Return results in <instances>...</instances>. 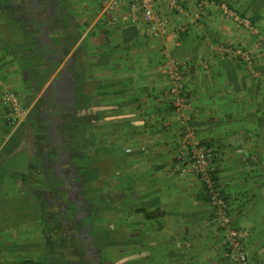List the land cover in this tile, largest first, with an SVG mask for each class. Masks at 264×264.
Instances as JSON below:
<instances>
[{
	"label": "crops",
	"instance_id": "obj_1",
	"mask_svg": "<svg viewBox=\"0 0 264 264\" xmlns=\"http://www.w3.org/2000/svg\"><path fill=\"white\" fill-rule=\"evenodd\" d=\"M59 1L61 4L54 3L60 11L61 28L57 32L56 24L50 17L39 20L41 16L37 11L38 0H0V42L4 44V49L0 47V80L4 87L12 92H19L25 101H31L33 105L32 114L24 124V136H21L19 145L10 153L16 160L21 155L20 145L26 142L23 148L28 160L23 166L14 162L9 169L15 172L13 178L23 175L31 185L39 188V193L31 192L26 197L21 195L30 206L33 204L29 208L33 210L30 217L32 221L24 223L22 227L25 230H6L0 225V234H19L17 245L22 247V254L34 251L36 244L44 243L43 240L41 242V217L48 207V198L41 197L43 193L40 189L45 191V188L44 185L40 186V180L46 179L51 163L42 165L41 152L35 163H32V156L37 147L36 127L41 129L39 143L50 137L48 132L53 125L49 123L45 113L51 110V102L56 101L53 98L58 93L70 98L63 109L74 110V116H78L81 143L84 145V139H96L92 145L95 151L89 150L86 147L88 142L84 140L85 146L80 145V155L88 152H95L96 155L111 154L109 158L86 165L85 169H96L97 173L92 182L91 179L87 180L82 187L85 195L92 185L102 187L109 177L121 174L115 169L118 162L124 160L120 165L133 173L128 175L130 179L127 182L129 189L126 197L135 204L143 203L142 207L148 211L157 212L156 218L149 223L151 228L155 227V231L160 229L165 233H181L185 227L198 223L194 219L208 217L207 208L199 205L201 201L198 200V193L193 191L195 187H190L193 182L188 184L190 176L177 174L172 170L175 161L176 124L173 125L175 116L169 110L170 94L167 90L171 83L163 72L167 61L164 48H168L173 58L188 63L183 90L192 105L203 139L214 137L212 126L223 120L234 125L228 127L229 131L223 137H238L242 131L245 135H254L258 139L259 122L264 129V111L259 114V105L264 107V96L259 99L261 87L264 92V49L260 52L257 49L252 66L237 61L222 50L228 44L256 49L257 37L250 36L244 27L225 17L213 4H208L200 11L195 0H180L185 9L182 14L172 11L165 1L156 5L169 18L171 35L166 40L149 36L142 18L135 22L124 19V7L116 14L108 15L104 27L100 29L101 26L96 25L95 21L103 0ZM236 2L237 5L230 6L239 12L251 10L253 12L250 14L257 15L259 5L251 7L239 5L241 0ZM255 20L259 24V16ZM13 27L20 34L16 40L8 37ZM11 40L14 43L10 45ZM39 41L57 42L53 53L58 46H63L66 50L63 51L61 60H56V56L46 60L45 56L38 55L37 59L42 64V71L38 73L43 77L41 76L40 86H36L34 81L31 84L24 83V72L14 61L18 60V52L22 48L28 49V53L34 49L39 50ZM28 53L24 52L23 57ZM53 58L56 61L52 62ZM30 74L34 78L31 71ZM169 123L171 126H167ZM236 124L239 126H235ZM76 131L77 129H72V136ZM118 137L131 141L128 146L131 145L133 154L128 161L126 157L119 155L117 147L118 151L113 148ZM70 143L75 144L74 141ZM1 149L2 147L0 153ZM62 174L72 181V175ZM51 176L48 177L50 182L55 180V175ZM85 176L89 178L88 174ZM191 180L195 179L191 177ZM31 185L28 187L31 188ZM118 202L121 200L118 199ZM254 209L259 212L258 208ZM254 220L252 224L247 220L241 221L248 225L252 231L251 236L257 237V242L259 228L257 220ZM251 221L253 220L250 219L249 222ZM27 235H32L33 238H21ZM250 238L253 242L254 237ZM7 245V242L0 243V248ZM254 247L253 264H259V243H255ZM25 260L28 264L36 263L33 256L16 262L24 264ZM46 264H55V261L48 259Z\"/></svg>",
	"mask_w": 264,
	"mask_h": 264
},
{
	"label": "rangeland",
	"instance_id": "obj_2",
	"mask_svg": "<svg viewBox=\"0 0 264 264\" xmlns=\"http://www.w3.org/2000/svg\"><path fill=\"white\" fill-rule=\"evenodd\" d=\"M200 1L202 0H195L194 2L196 3V5H198ZM222 1L230 5H237V2H239H236V0H219L215 3L217 4ZM55 2L60 3L59 0H48V3L54 6L57 5L54 4ZM239 5H251V7L259 5V10L257 12V15L259 16V24L255 20V17L258 16L255 15V13H253V15L250 14V12L253 11L249 10L248 12H240L242 15L251 19L254 25L259 30V36H257V40L260 37L259 46H256V49H251L254 52L255 60L257 49H259V52L260 50L264 49V0H241V3ZM55 8L57 7L55 6ZM100 8L98 10V13L100 11ZM92 21H89V23H91ZM95 23L96 25H100L101 29L102 27H104L105 21L96 17ZM9 32L10 33L8 37H12L11 39L13 40H16L20 37V34L14 29V27ZM247 33L250 36H254L248 30ZM42 43L45 44V42ZM52 44H54L55 47L57 45V42H52ZM2 45H4L3 42H0V47L4 49ZM59 45H61V42L59 43ZM33 47L36 48L37 46ZM40 48L43 47L40 46ZM244 48L250 50L249 47ZM55 49L56 51L57 49H62L61 54L66 50V48H63V46H58V48L56 47ZM165 49L168 50L167 47L164 48V51ZM28 51L29 50L26 48L20 49V51L18 52V60L14 61V64L17 67L21 68V70L24 72L22 74L24 75V83L31 84L34 81V84H36V86H40V82L42 81L43 76H39L40 73L38 72L42 71V64L39 61V58L37 59V57L38 55H43V53H41L38 49H34L29 53ZM24 52L28 53L27 55H25L26 58L23 57ZM177 59L179 60V58ZM254 62L255 61H253V63L249 66H252ZM185 65L187 66L188 63H186ZM30 71L34 75V78L30 74ZM259 80H261L260 75ZM167 91L168 94H170L168 96L169 101L173 105V97L171 93H169V90ZM8 94L14 95L17 98L18 104H14L13 102L7 100L6 95ZM263 96L264 92L262 91L261 87L259 90V99H261V97ZM170 102L168 103L170 104ZM31 104L32 102L25 101L22 94H20L19 92H12L11 90L4 87V83L1 81L0 147H2L3 151L1 149L0 153V196L4 197H0V225L6 230L16 229L20 232L25 230V228L22 227L25 222L32 221L30 217L31 215H33V210H29V208H31L33 204L30 206L25 201V199H22L21 197V195L26 197L32 192V189L28 187L31 185V183L30 181H28L29 179L25 178V176L23 177V175H21V177L19 178H13L15 173L14 170L6 169L5 171V167L11 166L12 164H14V162H17L19 164L18 166L24 165V160L25 157H27V152H24L23 146L26 144V142L20 145L21 147L19 149L21 151V155H19L16 160H14L15 156H13V154L11 155L10 153L12 152L11 150L16 145L18 146L20 141L22 140L19 137L18 132L21 131L22 127H24V124L27 123V118L32 114L33 105ZM173 107L174 109L170 110V113L173 112L172 114L175 116V122L173 125L176 124L174 127V133L176 134V145L174 156L175 161L173 163L172 170L178 174L179 172H176L174 170V165L176 164V157L180 149V141L183 138L184 129L182 128L183 123L181 122L179 115L175 112V106L173 105ZM261 111H264V107L259 105V114H261ZM189 121L190 127L192 126L194 129L196 139L200 141V144L202 146H205L207 149H209V173L211 175L212 173H218L219 182L216 183V188L221 192V194L224 191L225 194L228 195V201H225L227 204L228 214L232 219V223L240 229L245 230L249 233V237L246 240V245L252 262L254 261L252 258L255 257L253 248H255V243L258 242L259 261L261 262L259 264H264V129L261 128L262 123L259 122V138L257 139L256 136L252 135V137H249L244 134L245 132L242 131L240 132L241 136L238 137H230L228 135L226 137H223L222 135H224L226 131H229L228 127L233 125L232 122H227L224 120L217 123L215 122V124L212 126V130L214 131L213 134L215 136L208 139L212 140L214 144L211 146H207L202 142L203 140L206 141L207 139H203L201 132H199L198 130L199 126H197V118L195 116L194 110L192 109V105ZM74 123L75 125L73 128L77 129L78 132V116L75 117ZM170 123L167 124V126H171ZM235 126H239V124H236ZM47 128L48 127H46V129ZM40 130L41 129H37L38 135L37 137H35L37 140V148L41 144L39 143V139L41 138L39 134ZM47 130L49 131V129ZM12 140L13 142H11ZM129 142L131 141L128 139L126 140L124 138L118 137L115 140V147H113L115 150L117 148L119 149V155H121L122 157H126V161H128L130 156L133 154L131 145L128 146ZM126 148H130L131 150L127 152ZM25 150H28L27 147H25ZM91 153H94V155L96 154L95 152ZM33 161L34 159H32V162ZM123 161L124 160H122V162ZM121 163L119 161L116 165L117 169H115L117 170V172L120 171L121 174L116 175L117 177H109V179L106 180L105 184L101 187L99 194L104 195L107 198H109L110 195L114 198H119L121 196H124L123 194H127V189H129L127 182L130 179L128 175H130L131 171H129L125 166L123 167L122 165H120ZM4 171L5 173L3 176ZM131 174L133 175V173ZM180 174L182 175V173ZM183 175H186L188 177L190 176V181L188 184H192L190 182H193L190 187H195L193 191L198 193V200L201 201L199 205H201V207L203 208H207L206 210L208 211L209 215L208 217L203 218L202 216L200 218L194 219V222L198 221V223L192 226L189 225L188 227H185L181 231V233L179 231L165 233L163 231L161 232L160 229L155 231V227L151 228L149 225V223L153 219L146 218L143 213L138 211L139 208H142L143 203L139 202L138 204H135V202H132L128 197L122 199L124 203L127 202L126 204H123L118 201L113 203V201L110 199H108L107 202L105 201L106 198L99 199L93 197V199H91L90 196L85 195L78 200V196H75V194L73 198H69V201L68 199H66L67 197L64 196L63 202L61 203L62 210L58 213V218L55 214L58 211L50 209L51 203H49L47 199L48 207L43 215V219H41V228L44 229L47 234L43 236L41 232V242L43 240V242H46V244H48V247H45V249H49V251L51 250L49 246L55 245V248L51 250L50 254L48 253L49 259H53L54 261H56V264H60L61 260L59 257H64V261L69 258V254L64 252L71 251L72 246L70 244L73 241V237L70 234H68L67 236H65V234H61V221L66 215L75 216V214H77V217L79 218L78 221L81 223L80 227L87 229L91 234H93L92 230H94L95 232L97 231L96 236H94L99 248H101L103 261H105V259L120 260L124 256L132 257L134 254H138L137 251L143 249V244L146 243L155 245H157L158 243H163L164 248H168V244L173 243L174 250L168 257L166 264H232L229 260L224 258L223 231L215 218L216 208L212 203L211 198L209 200L204 199L203 195H206L207 192L201 175L196 172L189 171L188 169L187 172ZM191 177H193L195 180H191ZM217 184H219V186ZM37 187L38 186H36V188ZM34 189L35 187L33 188V192ZM35 192L39 193L37 189L35 190ZM80 193L82 192H79L77 194ZM258 197L259 199H257ZM76 200L78 201L76 202ZM27 204L29 207H27ZM254 208H258L259 212ZM64 209L68 210L67 213L66 211H64ZM22 211H24V213H21ZM213 212L215 213L214 216H212ZM245 212L247 214H245ZM248 218L252 219L253 221L249 222L250 219ZM254 219L257 220L256 222L259 228V241L257 242H255L257 240V237L251 236L252 231L249 229L248 225H244L245 223L243 224L241 221L247 220L248 223L252 224V222H255ZM95 223L102 224L103 227L107 226L106 224L108 223H112L114 225V228H116L118 231L117 233L116 229H114V232L117 233L115 234L114 238L123 239L124 241L117 244H112L109 241L103 242V236L102 234H100V230L102 228H92L93 224ZM103 230L105 231V229ZM55 231H57L59 234H56ZM135 231H137V233ZM254 233L256 232H253V234ZM18 237L19 234L16 233L0 234V243L4 244V242H7L9 245L0 248V260L2 261L0 263L13 264L15 261L22 260V258H31V256H33L36 261H40L41 259H43V257L40 258L39 255V252L43 251L42 249H44V247H42V244H36V249L34 251H28L22 254V247H18L17 245V242L20 240V238ZM27 237L29 239L33 238L32 235L21 236L22 239ZM250 237H254L252 238L254 240L253 242L250 240ZM60 239H63V241H70V246L67 245L69 248L65 249L66 244L59 245L58 243ZM155 245L153 247H157ZM53 255L56 257H53ZM136 257L138 258V255L134 258ZM64 261L63 263H65ZM144 264H162V261H160L158 257H156V259L154 258L145 260Z\"/></svg>",
	"mask_w": 264,
	"mask_h": 264
},
{
	"label": "built area",
	"instance_id": "obj_3",
	"mask_svg": "<svg viewBox=\"0 0 264 264\" xmlns=\"http://www.w3.org/2000/svg\"><path fill=\"white\" fill-rule=\"evenodd\" d=\"M163 1L166 2L172 11L181 14L185 12L180 0H103L98 13V19L105 21L108 15L112 16L124 7V19L135 22L142 18L146 24L149 36L166 40L171 35L169 18L156 7V5ZM208 4H213L212 6L221 11L225 17L232 19L238 25L248 30L252 35L256 37L259 36V30L252 20L242 15L236 9L228 5V3L222 1L216 4L215 1L202 0L198 3L197 7L201 11L205 9ZM174 34L175 36L178 35L176 33ZM259 38L257 40V46H259ZM222 50L225 54L231 55L237 61L247 65H251L254 61V52L240 45H224ZM164 53L167 56V61L164 64L163 72L171 82L169 93H171L173 97L175 112L179 115L183 123L182 128L184 129L174 170L184 174L188 169L189 171L201 175L206 185V192L216 208L215 218L223 231L224 257L232 264H253L246 245L249 233L233 225L232 219L227 211L226 201L222 197L221 192L216 188V182L209 173V149L200 144V141L196 139L193 127H190L191 105L186 99L183 90V80L188 70L187 66L177 58L170 56L168 50L165 49ZM6 99L14 104H18L17 98L12 94L6 95ZM130 150V148H126L127 152Z\"/></svg>",
	"mask_w": 264,
	"mask_h": 264
},
{
	"label": "flooded vegetation",
	"instance_id": "obj_4",
	"mask_svg": "<svg viewBox=\"0 0 264 264\" xmlns=\"http://www.w3.org/2000/svg\"><path fill=\"white\" fill-rule=\"evenodd\" d=\"M38 1L39 4L37 5V11L39 17L41 16L39 20H44L45 18L50 17V20L52 19V21L55 22V26L57 27L56 30L58 32L59 28H61V23L59 24L60 11L57 8H53L54 5L49 4L48 0ZM42 42L43 41H39V44L41 45V47H43L39 48V51L43 53L42 56H45L44 58H46V60L47 58L51 59V57L55 58V56L56 60L61 58L62 49L57 50L55 53H53L52 51L54 44L48 41H44L45 44ZM54 58L52 59V62L56 61L54 60ZM53 99L56 101H54L53 103L51 102V110L45 113V117L49 120V123H52L53 128L48 132L50 134V137L48 139H43L41 145L38 148H34L35 152L32 156V159H34V161L32 163L38 161L37 158L39 157L40 152L42 153L40 156V161H42V165L49 164L48 162L51 163L50 171L46 173V179L44 181L40 180V182H42L40 186L44 185L45 191H43L42 189L40 190L43 193V195L41 196L42 198L49 197L48 201L49 203H51L50 207L53 205L54 207L52 206L51 209H53L54 211H58L55 213L57 215L56 217L58 218V213L62 210L61 203L63 202L64 196H66V199L69 200V198H73L75 194V196H78L79 200L85 195L83 193L85 191L82 190V187L85 185L87 177L85 175L83 176L82 174L77 176V174L75 173L76 169L74 168L72 163L73 157L71 156V153L72 155H74V158L78 154L76 153V150L72 148L74 143L71 144L69 142L73 141V136L71 134L73 128L71 127L72 124H75L74 120L77 116H74V110L66 111L63 108H60V106L56 107V105H61L70 102V98L68 97V95L58 93V95ZM36 129L38 128L36 127ZM63 143H66V146H64ZM61 149H64V152H62ZM63 159H68L69 162L67 163ZM63 172L66 176L72 175L71 182L69 181V179L65 178V176L62 174ZM51 175H55V180H53L52 182H50L48 179V177H52ZM61 175L63 176L61 177ZM34 187L36 186L31 185L32 192ZM36 189L38 190L39 188L34 189V194H36ZM79 192L82 193L77 194ZM93 197L94 196H90L91 199H93ZM78 200H76V202ZM64 211H66L67 213L68 210L64 209ZM77 216V214H75V216L66 215L61 221V234H65V236L70 234L73 237V241L70 244V241H63V239L59 240V245L66 244L65 249L69 248L68 246L70 245L72 246L71 251L64 252L69 254V258L66 261H64V257H59L61 260L60 264H102L103 254L101 252V248H99L96 242L95 236L88 232L87 229L80 227L81 223L78 221L79 218ZM42 230V234L43 236H45L47 233L44 229ZM55 232L56 234H59L57 231ZM49 248L52 250L55 248V245L49 246ZM53 257L56 256L53 255ZM63 261L65 263H63Z\"/></svg>",
	"mask_w": 264,
	"mask_h": 264
},
{
	"label": "trees",
	"instance_id": "obj_5",
	"mask_svg": "<svg viewBox=\"0 0 264 264\" xmlns=\"http://www.w3.org/2000/svg\"><path fill=\"white\" fill-rule=\"evenodd\" d=\"M228 5H230V4H228ZM12 43H14V42L11 40V42L9 44L11 45ZM170 86H171V84H170ZM84 97H85V95L83 96V98ZM79 104L80 103H78V105H77L78 107L77 108H79ZM64 105L65 104L56 105V107H59L60 106V108H63ZM173 105H172V103H170L169 110H173L174 109ZM24 133H25L24 132V127H22L21 131L18 132L19 137L21 138V136H24ZM84 140H83V142H84V145H83L81 143V140H80V137H79V132L76 131L74 133L73 141L75 142V144L72 146V148H74V150H76V153L78 155H76V157L74 158V155H72V153H71V156L73 157L72 163H73L74 168L76 169L75 173L77 174V176L80 175V174H82L83 176L85 174H88L89 178L87 177L88 178L87 180H90L91 179V182H92L93 181L92 178H95L96 177L97 171H96V169H93V170L92 169L91 170L85 169L86 165L91 164V163H94L95 161H97L99 159L109 158L111 156V154L110 153H105L104 155L103 154H98V155L95 154L94 155V153L92 154V153H89L88 152L86 154L80 155L81 154V151H80L81 146L80 145L85 146V141L86 140L85 141ZM95 140H96L95 138L94 139H91V138H88L87 139L86 142H88V144H87L86 147L89 150H91V149L93 151L95 150L94 149V146H92L93 144H95ZM11 142H13V140ZM202 142L205 143L207 146H211V145L214 144V142L212 140H206V141L203 140ZM63 145L66 146V143H63ZM8 149H9V147H8ZM61 151L64 152V149H61ZM26 159H27V157H25V160H24L25 162H26ZM63 160L65 162H67V163L69 162L68 159H63ZM48 163H50V162H48ZM80 167H81V170H80ZM9 168H10V166L5 167V171H6V169H9ZM5 171L3 172V176H4ZM76 174H74V175H76ZM3 176H2V178H3ZM212 177H213V179H214V181L216 183L219 182V176H218V173L217 172L216 173H212ZM217 185L219 186V184H217ZM205 187H206V185H205ZM100 189H101V187H94L92 185L89 188V192L86 193V195L98 197L99 199L106 198L105 201H107V202H108V199L112 200L113 203L116 202V201H118V199H121V203H123V204H126L127 203V202L124 203V201H122V199H124L126 197V195L125 196H121L119 198L118 197L117 198H114L113 196L110 195L109 198H107L106 196L99 194ZM203 196H204V199L205 200H209L210 199V197H208L207 194L206 195L204 194ZM222 196H223V198L226 201H228V195L225 194L224 191L222 192ZM138 211L141 212V213H143L145 215V217L148 218V219H154V218H156V213H153L152 211H148L145 207L139 208ZM214 214L215 213L213 212L212 213V216H214ZM41 219H43V216L41 217ZM106 225L107 226H104L103 227L102 224L95 223L92 226V228H98V229L102 228L100 230V232H101L100 234H102V236H103V238H102L103 242L109 241L112 244H117L119 242H123L124 241L123 239H116V238H114L115 234H117L118 232L117 233L114 232V229H116V228H114V225L112 223H108ZM103 229H105V231ZM116 231H117V229H116ZM92 233H93V236L94 235L96 236L97 231L95 232L94 230H92ZM41 244H42V247H44V249H42L43 251H40L39 252V255H40V258L43 257V259H41L40 261L37 260L35 264H46L47 263V260L49 259V254H50L51 250L49 251V249H45L46 242L41 243ZM143 245H144L143 249L137 251L138 254H134L132 257L131 256H124L120 260L105 259V261L103 262V264H144L145 263V260H147V259H154V258L156 259V257H158V259L160 261H162V264H166V261H167L168 257L170 256V254L174 250V244L173 243L168 244V248H164L163 247V243H158L157 245H155V244H147L146 243V244H143ZM154 245L157 246V247H153ZM137 255H138V258L137 257L134 258ZM132 258H134V259H132ZM225 259H227V258H225ZM27 262L28 261L25 260L24 261V264H28ZM13 264H22V262L17 263L15 261Z\"/></svg>",
	"mask_w": 264,
	"mask_h": 264
}]
</instances>
